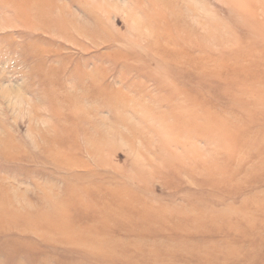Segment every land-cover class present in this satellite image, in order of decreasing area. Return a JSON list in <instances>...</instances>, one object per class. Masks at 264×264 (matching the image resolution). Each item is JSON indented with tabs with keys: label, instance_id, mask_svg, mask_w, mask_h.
I'll return each mask as SVG.
<instances>
[{
	"label": "rangeland",
	"instance_id": "1",
	"mask_svg": "<svg viewBox=\"0 0 264 264\" xmlns=\"http://www.w3.org/2000/svg\"><path fill=\"white\" fill-rule=\"evenodd\" d=\"M0 264H264V0H0Z\"/></svg>",
	"mask_w": 264,
	"mask_h": 264
}]
</instances>
